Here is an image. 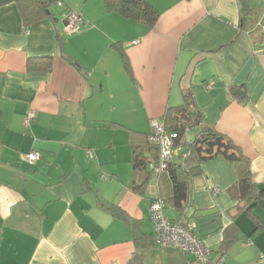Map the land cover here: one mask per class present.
Wrapping results in <instances>:
<instances>
[{"label":"crops","instance_id":"1","mask_svg":"<svg viewBox=\"0 0 264 264\" xmlns=\"http://www.w3.org/2000/svg\"><path fill=\"white\" fill-rule=\"evenodd\" d=\"M61 1L60 19L25 21L17 0H0V264H136L139 254L144 264H198L173 245L143 252L132 224L100 203L122 208L151 241L158 187L151 178L140 193L130 187V134L149 132L184 94L201 120L185 141L214 130L246 165L206 157L188 203L166 202L163 215L192 223L213 260L264 264L262 0H148L151 28L105 0ZM71 12L82 23L68 34ZM243 171L253 192L239 202L231 187Z\"/></svg>","mask_w":264,"mask_h":264},{"label":"trees","instance_id":"2","mask_svg":"<svg viewBox=\"0 0 264 264\" xmlns=\"http://www.w3.org/2000/svg\"><path fill=\"white\" fill-rule=\"evenodd\" d=\"M55 1L17 0L25 21H37L45 15H52L48 7L51 2L55 3ZM238 1L240 5L245 3L244 0ZM105 5L108 9H116L127 17L143 22L149 28L155 24L158 17V11L148 0H105ZM123 61L124 66L127 68L126 59L123 58ZM183 98L181 104L169 106L161 117L166 133L174 134L172 137L174 149L178 146H183L181 151L176 152L175 150L169 158L161 159L159 143L149 140L150 129L147 133L133 131L129 139L132 154V180L130 187L140 193L151 178L158 187V195L152 198L150 202L154 199H161L163 204L169 202L178 211L182 210L189 201L190 180L197 173L199 164L203 159L214 153H222L236 169L244 170L243 167L246 165V161L242 156L234 152L228 153L232 148L231 143L214 130L203 129L195 135L192 141H185L186 131L195 125H199L201 120L197 108L189 100L188 96L184 94ZM151 165L159 166V170L153 173ZM231 192H233L234 197L235 195L237 196L239 202L242 199L246 198V200H249L251 198L253 185L250 183L246 171L242 172V176L237 183L231 187ZM254 198L258 199L257 196H254ZM100 203L103 205L102 207L113 215L132 224L135 246L139 247L143 252L147 249L150 242L157 244L154 230L148 235L151 241H146V234L142 233L140 228H138L139 221L130 218L126 211L114 204ZM168 219L177 223L180 222L176 219ZM188 223L181 222L179 224L185 226ZM192 231L196 233L195 228H192ZM198 237L201 239L199 235ZM223 239L222 249L228 236ZM135 261L136 264H144L142 254H139Z\"/></svg>","mask_w":264,"mask_h":264},{"label":"built area","instance_id":"3","mask_svg":"<svg viewBox=\"0 0 264 264\" xmlns=\"http://www.w3.org/2000/svg\"><path fill=\"white\" fill-rule=\"evenodd\" d=\"M262 2L264 3V0ZM55 4L60 6L62 1L56 0ZM62 18L64 19V31L68 34L76 32L82 23L81 16L73 12L62 14ZM34 116L35 113L33 111L28 112L25 124H29ZM150 131L149 140L159 143L161 159L169 158L175 151L172 144L174 134L166 133L164 123L159 119L151 120ZM23 158L27 162L33 163L38 160L39 155L35 151H30ZM151 166L153 173L159 170V166ZM162 206L163 201L161 199H155L149 204V213L154 224L155 237L160 245H173L190 253L198 264H222L220 258L215 260L211 258L210 250L204 245L198 235L192 231V228H194L192 223L183 226L169 220L163 215Z\"/></svg>","mask_w":264,"mask_h":264},{"label":"rangeland","instance_id":"4","mask_svg":"<svg viewBox=\"0 0 264 264\" xmlns=\"http://www.w3.org/2000/svg\"><path fill=\"white\" fill-rule=\"evenodd\" d=\"M49 10H50V12L54 15V16H57L59 19L61 18V12H60V10L62 9V8H59V6H56L54 3H50L49 4ZM62 30H63V28L61 29L60 28V32H62Z\"/></svg>","mask_w":264,"mask_h":264},{"label":"water","instance_id":"5","mask_svg":"<svg viewBox=\"0 0 264 264\" xmlns=\"http://www.w3.org/2000/svg\"><path fill=\"white\" fill-rule=\"evenodd\" d=\"M262 205L264 206V199H263Z\"/></svg>","mask_w":264,"mask_h":264}]
</instances>
